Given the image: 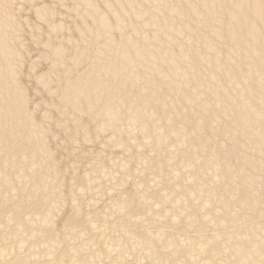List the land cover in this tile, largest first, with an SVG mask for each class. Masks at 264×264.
<instances>
[{
	"label": "rangeland",
	"instance_id": "1",
	"mask_svg": "<svg viewBox=\"0 0 264 264\" xmlns=\"http://www.w3.org/2000/svg\"><path fill=\"white\" fill-rule=\"evenodd\" d=\"M97 1L87 0L86 6L89 8L93 6L90 8L93 11H90L89 8L86 9V2L83 3L86 7L84 8L82 2L80 1L81 5H79V3L76 4V0H0V32H2L0 70L5 67V76L8 74L5 79L1 76L3 79L0 80V111L5 108L0 112V125L2 124L0 126V264H264V190L259 192L264 183L262 185L260 179L261 183L256 180L259 176L262 181L264 180V173L261 172V170L264 171V166L262 167L264 164L261 163L260 166L264 157L260 156L254 147L259 143L256 138L261 132L258 133V129L255 128L257 135L253 133L254 131H250L246 136L235 127L226 129L222 126V129L215 118H212V113L214 114L217 110L216 107L208 106L205 109L207 106L201 103V99L207 100L209 96L211 101V97L216 96L215 91L217 96L222 98L228 94L233 95L235 89H240L235 94H242L241 96L247 99L253 93L246 91L244 82H240L243 87L235 84L236 87L226 85L225 89L224 87L214 89L209 85L212 90L208 86L203 90L197 86L201 91L195 85L188 84L191 82L194 84L198 80L207 82L209 73L220 74L213 64L215 59L221 63L222 61L225 63L226 60L238 62L235 66L239 62L243 65L245 61L236 58V56L239 57L236 53L227 50L232 46L227 47L218 43L217 46L222 48L220 50L222 53L218 51L215 54L196 46L200 40L218 42V39H213L207 32L202 31L207 25H209L207 29L212 27L221 30L222 27L219 28L217 23L206 20L204 13L197 18L193 10L195 0H190L192 2L190 5L184 4L183 0H169L166 7L160 5L159 0H155L156 2L154 0L153 2L151 0H116V2L100 0L101 4L104 3L103 7L100 1ZM95 2L100 5L98 8L97 3L93 5ZM149 2L151 4H147ZM107 3L114 5L115 10L111 5L108 7ZM129 4H134L137 9L141 6L138 9L141 13L137 12L139 15L133 16L132 11L129 12L130 9L125 12L123 9ZM48 5L50 10L42 13L40 7ZM105 6L109 11L108 9L107 12L105 9L103 11ZM167 6L173 8V10L169 9L171 12L183 6L181 9L188 10L187 14L189 13L195 19L188 20V15L182 19V16L168 11L166 15L171 19L167 20L166 25L162 21V24L156 25L157 28L154 26L155 28L148 29L147 21L153 15L156 17L161 14V10L165 11ZM111 8L113 11L110 13ZM87 10L90 11H88L89 15L86 13ZM105 15L107 18L110 16L109 21L112 18V22L107 24L113 23V25L107 26V29L103 26L105 30L98 29L104 25L102 22L100 25L99 21H102L100 18ZM143 16L147 17L143 18ZM175 18L177 24L174 21ZM178 20L181 22L187 20V24L185 22L182 25L183 22H179L182 26L178 25ZM193 20L203 22L193 26L195 24ZM204 20L210 23L206 24ZM171 23L176 24L175 27L173 25L170 28ZM95 25L97 28H94ZM134 25L148 34L162 32L164 39L158 42L141 40L135 36ZM185 25L191 26L192 31ZM55 26L63 29L61 34L59 33L60 37L69 39L66 40L67 42L64 41L63 45L62 41L57 39L59 36L54 35L56 38L50 36L52 34L50 30ZM87 26H89L87 30L95 29L96 31H90L96 32L94 35L98 36H91L92 33L89 35L90 32L86 29L84 31ZM164 26H168V29ZM198 28L204 33H198L201 34L200 37L204 36L203 39H198L199 36L194 30L198 32ZM262 28L264 27L261 26V33L264 35ZM101 30L107 31L108 37L104 34L102 38ZM99 31H101L100 36ZM4 35H7L6 39ZM181 36H183L182 39ZM191 36H193L192 41H195L194 47L186 45L191 40ZM71 39L73 41L70 45L68 41ZM110 40L116 43L104 51L102 56L93 53L92 50L97 47L102 48ZM163 40L164 42L167 40L165 44ZM173 41L181 43L172 44ZM202 41L198 44L203 43ZM224 41L231 42V39L225 38ZM134 43L135 47L139 43L141 49L148 50L152 47L150 48L152 55H157L159 52L157 50L161 46L164 48L159 50L163 53L172 47L175 48L173 45L185 44L184 47L187 50L182 47L183 54H181L183 51L177 52L180 55L175 54L174 58L170 56L165 58L167 64L180 62V69L179 65L175 67L181 70L180 73H184L179 77L177 74L176 77V71L169 68V64H164V59L161 60L159 55V62L150 60L155 70L162 69L159 70V74L157 70L154 72L158 74L159 79L153 74L158 81V85L155 81L156 86L152 80L148 81L150 73V75L143 73L144 77L138 74L136 75L139 77L130 75L128 77L133 78L130 79L131 82L127 80L128 77H123L125 78L123 80L122 76H111L109 72L115 66L129 67L133 73L134 63L141 62L140 57L139 60L136 58L133 62L126 63V57L121 54ZM127 44L130 45L127 46ZM155 47L158 48L154 49ZM198 50H201L206 58L201 56ZM224 51L226 54H223ZM195 53L198 55L195 56ZM188 55H190L189 58L186 57ZM178 56H181L180 59ZM203 57L205 60L202 59ZM172 58L175 59L174 62ZM199 59L202 62H199ZM144 60L141 65L144 66V62L150 64L146 56ZM218 61H216L217 64H219ZM197 63H201L200 66L203 67L201 68L199 64L198 66L203 70L197 66ZM244 66L247 68L246 63ZM245 68L242 74L246 73ZM144 69H147V66ZM235 69H233L234 73ZM162 71L164 74L161 73ZM213 71L214 73H211ZM168 73L171 74L167 75ZM81 74L87 75L86 80L82 79L85 81L80 80L83 78ZM141 77L142 81L139 79ZM163 77L166 80L162 79ZM219 77L225 80L224 75ZM89 78L93 80H87ZM94 79L98 81L95 83ZM143 79L144 83H140ZM60 82H62L61 86ZM86 83H90L89 86L92 83H98V87L92 85L94 88L90 86V89L87 86L88 89ZM76 85L80 88L75 87ZM158 86H161V89L156 90ZM61 87L64 88V92ZM95 87L98 88L97 91ZM68 88L69 91H67L70 94L65 90ZM93 89L97 93L93 94H101V98L100 95L92 96L93 94L89 99L86 97L93 92ZM82 90L85 91V97ZM105 90L110 96L106 95ZM117 91L126 96L131 93V96L124 98L123 94L121 97L119 93L118 96ZM193 91L202 94L204 98L197 97L199 94L196 92H194L196 96L192 95ZM242 92L247 96L244 97L245 94ZM71 93H75L76 98ZM112 95L121 99L112 101L109 99ZM186 97H192L190 100L195 103L191 105V108L189 99L187 100ZM16 98L20 100L16 101ZM22 100L24 105L21 103ZM198 102L201 104L198 105ZM163 104L169 105V108L166 107L165 110ZM193 112H195L194 115L196 114L194 117L190 116ZM17 114L20 115L18 118ZM199 114L202 116L200 117ZM208 116L210 119H206ZM11 118L13 120L15 118L16 128L10 127L15 124ZM6 120L11 121V124L3 122ZM223 120L229 124V119ZM208 121L212 123L209 124ZM8 125L10 126L6 127ZM260 125L264 127V120ZM218 127H220L219 131L221 129L220 132ZM201 128V132H198ZM225 129L226 132H224ZM232 129L238 133L236 134ZM213 131L217 134L214 135ZM220 135L223 139L219 137ZM12 137L18 140H13ZM226 137L227 139L231 137L226 140L229 142L224 140ZM251 138L254 141L252 143L248 142ZM234 142L238 143L239 147ZM229 143L234 146L232 147ZM15 145H17L16 149ZM224 145L227 146V150L222 148H225ZM249 154L250 159L246 158ZM253 154L260 156L259 159L255 158L257 161L252 159ZM235 156H238L237 159ZM241 156L242 158L245 156L246 159L243 160L245 162L247 160L249 164L241 162ZM208 159L209 164L206 163ZM224 160L228 163L227 167L224 166L226 164ZM213 161L217 167L213 165L214 168H210L213 167L210 165V162L214 164ZM256 165L260 170H257L258 176L253 173L257 169ZM248 180L252 182L249 183ZM92 185L101 186L97 188ZM254 189L256 192L259 189L257 195ZM246 198L249 203L246 202ZM120 205L122 208L118 207ZM92 224L97 229H92ZM213 234H218V238Z\"/></svg>",
	"mask_w": 264,
	"mask_h": 264
},
{
	"label": "bare ground",
	"instance_id": "2",
	"mask_svg": "<svg viewBox=\"0 0 264 264\" xmlns=\"http://www.w3.org/2000/svg\"><path fill=\"white\" fill-rule=\"evenodd\" d=\"M82 3V6L84 5L83 3L84 2H86V4H85V6L87 5V0H80ZM80 1L78 0H76V4H78L79 3V5H81L80 4ZM95 1V0H94ZM98 1H100V0H98ZM97 1V2H98ZM101 1H104V0H101ZM101 1L99 2L100 4H101ZM126 1H128V0H126ZM149 1V0H148ZM147 1V2H148ZM155 1V0H154ZM177 1V0H176ZM180 1V0H179ZM192 1V0H191ZM190 0H183V2H184V4L185 3H187L188 5H190L192 2H191ZM233 1H235V3H236V5H235V3H233ZM97 2H95L93 5H97L98 3ZM111 2V1H110ZM114 2H116V0L114 1ZM151 2H153V0H151ZM156 2V1H155ZM167 2H169V0H159L158 1V3L160 4V5H162V6H165L166 5V3ZM194 2V9L192 8V7H190V8H192L193 10H194V15H196L197 16V18L198 17H200L201 16V14H203V15H205V18H206V20H209V21H211L212 23H217V25H218V27L219 28H221V30H218V29H215V28H209V29H207V27L209 26V25H207L206 26V28H205V30H202V31H205V33L207 32L208 33V36L209 37H213V39H218V42H207V40L205 41V42H203L202 40H200V41H202L203 43H200V44H196V46L199 48V49H202V50H205L206 52H208L207 50H209V52L210 51H212L211 53H213L214 52V54L216 53V52H218V51H220V50H222V48H220V47H218L217 46V44L219 43V44H222L223 46H229V47H231L232 46V48H227V47H225V48H227V50H229L231 53L233 52V53H236V55H238L239 57H237L236 56V58H240V59H242V60H244L245 61V63H246V67L247 68H245V63L242 65V63L241 62H239V64L238 65H236L237 66V68H236V66H235V64H237V63H235V62H232V60H229V61H231V62H227V60H226V62L224 63L223 61H222V63H221V61L219 62L217 59H215L214 61H213V64H215L214 66H216L217 67V70L219 71V73L220 74H218L219 76L221 75V77H222V75H224L225 76V80H222L217 74H214V75H212V74H207V78H206V81L207 82H202V80H201V82H199V80L198 81H196V82H194V84L191 82V83H188V84H190V86L192 85V86H196V88H197V86L199 87H201L203 90H205V88L204 87H209V85H211V87L213 88L214 87V89L215 88H217V89H223V87H224V89H225V87H226V85H233V87H236V86H234L235 84L236 85H238V84H240V82H244V83H246V85H245V87L247 88H245L246 89V91H250V92H252L253 93V95L251 96V97H249V99H247V95L244 93V92H242L243 94H245V96L244 97H246V98H243V96H241L240 94L238 95V94H235V92L238 90V89H235V91H233L232 93H233V95H230V94H228V96H226V97H218L217 96V93H216V91H215V95L217 96H215L214 98H213V96L211 97V101H210V99H209V97L208 98H206L207 100H205V99H201L203 96H202V94H199L198 92H196V91H193V94L192 95H194V96H196L195 94H194V92H196V94H199L197 97H199L200 99H201V103H204L207 107H205V109L206 108H208V106L209 107H212V108H214V107H216L215 109H217L216 110V112H214V114L212 113V115H213V117L212 118H215V121L218 123V125L219 126H221V128L223 129V127H225L226 129H230V128H236V130L237 129H239V130H241L242 132H240V133H242V134H246V136H248V134L247 133H249L250 131H254V129L255 128H257L258 129V133H259V131L261 132V134H258V136H257V140H258V145H256V146H254L255 147V150H257L258 151V154L260 155V156H262V157H264V127L263 126H261L260 124H262V120H264V35H263V33H261V26H263L264 27V0H195V1H193ZM91 3V2H90ZM97 3V4H96ZM102 4H104L103 2H102ZM102 4H101V6H102ZM110 5H111V7L115 10V8H114V5H112L111 3H109ZM147 4H151L150 2L149 3H147ZM157 4V3H156ZM159 4H158V6H159ZM179 4H181V2H179ZM107 5H108V3H107ZM110 5H108V7H110ZM167 5H168V3H167ZM177 5V4H176ZM183 5V4H182ZM85 6H83L84 8H86ZM92 6V5H91ZM100 5L98 4L97 5V8L99 7ZM157 6V7H158ZM174 6V5H173ZM93 7V6H92ZM92 7H90V8H92ZM103 7V6H102ZM101 7V8H102ZM108 7L107 6H105L104 8H103V11H104V9H105V11L108 9ZM139 7H141V6H139ZM139 7H138V9H139ZM145 7V6H144ZM166 7V6H165ZM168 7V6H167ZM181 7H183V6H181ZM181 7H180V9L178 8V9H175L173 12L177 15V16H182V19H184V17L186 16L187 17V15L189 16L188 17V20H192V18L193 17H191L190 16V14L188 13L187 14V11H185V10H183V8L181 9ZM41 9V12L42 13H47L49 10H50V7H49V5L48 6H41L40 7ZM89 8V6L86 8V9H88ZM89 8V9H90ZM112 8L110 9V13H111V11H113L112 10ZM161 8H164V7H161ZM130 9V11L129 12H131L132 11V13L131 14H133V16H137V15H139V13H141L140 11H138V9H137V7L133 4V5H131V4H129V6H126L123 10L126 12V11H128ZM140 9H142V8H140ZM168 9V10H167ZM167 9H165V11L163 10H161V14H159V15H157L156 17H153L152 15V18H150V20L149 21H147V26H148V29H150L149 27H156V25H158V23L159 24H162V21L163 22H165V24L164 25H166L167 23V20L168 19H171L170 17H168V15H166L167 14V12L169 11V9L171 10H173V8H170V7H168ZM93 11V9H90V11ZM97 10V9H96ZM100 10V9H99ZM98 10V11H99ZM102 10V9H101ZM135 10H136V13H135ZM160 10V9H159ZM159 10H157V12H160ZM167 10V11H166ZM89 10H87V12L86 13H88V15H89V12H88ZM108 11H109V9H108ZM96 12V11H95ZM94 12V14H96ZM107 12V11H106ZM137 12H139V13H137ZM169 12H171V11H169ZM173 12H171V14L173 13ZM190 12V11H189ZM102 13V12H101ZM147 13H149V12H147ZM146 13V14H147ZM153 14V13H152ZM43 15V14H42ZM87 15V14H86ZM98 15H99V13L96 15L97 17H98ZM106 15L108 16V13H106ZM105 15V16H106ZM128 15H130V14H128ZM141 15V14H140ZM202 15V16H203ZM93 16V15H92ZM95 15H94V17H96ZM102 17V18H100V20L102 19V21H99L100 22V25H101V22H102V24H104V25H99L100 26V28H98V29H103V30H105V29H107L108 27L107 26H111V24L113 25V23H110V25H108L107 23H109V22H112L111 20H112V18H110V21L108 20V18L110 17H108L107 18V16L106 17ZM132 16V17H133ZM147 16H149V14L147 15ZM147 16H143V18H145V17H147ZM150 16V17H151ZM88 17V16H87ZM89 17H91V16H89ZM139 17V19H141V17L140 16H138ZM195 17V16H194ZM107 18V19H106ZM190 18V19H189ZM88 19V18H87ZM89 19H91L92 20V18H89ZM88 19V20H89ZM135 19V18H134ZM137 19V18H136ZM135 19V20H136ZM193 19H195V18H193ZM203 19H204V17H203ZM91 20H90V22H91ZM93 20L95 21V18H93ZM145 21H146V19H144ZM202 20V19H201ZM131 21V20H130ZM139 21V20H138ZM172 21H173V19H172ZM174 21H176V24H177V20H176V18L174 19ZM173 21V22H174ZM184 21V20H183ZM182 21V22H183ZM187 20H185V22H186ZM205 21V20H204ZM133 22H134V20H133ZM169 22V21H168ZM182 23L180 20H178V23ZM185 22H183L182 23V25H184V23ZM195 21L193 20V23H194ZM199 22H203V21H199ZM199 22H197V20H196V22H195V24H193V26H195L196 25V23L198 24ZM91 23H93V22H91ZM132 23V22H131ZM175 23V22H174ZM178 24V25H181V24ZM205 23H206V21H205ZM207 23H210V22H208L207 21ZM206 23V24H207ZM219 23V24H218ZM175 24V25H176ZM185 24H187V22L185 23ZM189 24V23H188ZM191 24V23H190ZM189 24V25H190ZM201 23H199L198 25H200ZM202 24H204V23H202ZM88 25H90L89 23H88ZM92 25V24H91ZM171 25V27L170 28H172V26L174 25L173 23H171L170 24ZM175 25H174V27H175ZM181 25V26H182ZM187 26V25H185L187 28L189 27V29L191 28V26ZM96 26V25H95ZM103 26H106L105 27V29H104V27ZM169 26V25H168ZM168 26H164V27H166V29H168ZM181 26H179V27H181ZM89 26H87V27H85L84 28V31H86L87 30V28H88ZM101 27H103V28H101ZM146 27V26H145ZM154 27V28H155ZM163 27V28H164ZM174 27H173V29H174ZM179 27H178V30H179ZM199 27H201V26H199ZM94 28H97V26L96 27H94ZM147 28V27H146ZM157 28V27H156ZM159 28V27H158ZM160 28H162V26H160ZM185 28V27H184ZM202 28V27H201ZM204 28V27H203ZM53 29V30H52ZM50 31H51V33L52 34H50V36L52 35L53 37H55L54 35H56V36H59L60 34H61V32L63 31V29L62 28H59V27H57V26H55V28H52ZM81 29H83V27L82 28H80L78 31H79V33H81ZM86 29V30H85ZM180 29H182V27L180 28ZM186 29V28H185ZM189 29H188V31H189ZM262 29H264V28H262ZM2 30V29H1ZM90 30H94V31H96L95 29H88L87 31H89L90 33H89V35L92 33ZM161 30V29H160ZM163 30V29H162ZM172 29H170V32L172 33V31H171ZM195 31H196V33H197V36H199V35H201V34H198L199 32L200 33H203L202 31H200L199 30V28H198V32H197V30L196 29H194ZM83 31V30H82ZM102 31V30H101ZM101 31H99V36H100V32ZM133 31H135L134 33H135V36H137L139 39H141V40H148V42L150 41H159V40H162V39H164V34H162V32H158V34H154V32L153 33H147L146 31H144V30H142L141 28H138V27H136L135 25H134V28H133ZM149 31V30H148ZM157 31H159V30H157ZM180 32H181V30H179ZM178 31V32H179ZM185 31V30H184ZM183 31V32H184ZM190 31H192L191 29H190ZM194 31V32H195ZM7 32V31H6ZM103 32V31H102ZM105 32V31H104ZM103 32V36H102V38L105 36L104 34H106L107 35V37H108V34L105 32L104 33ZM165 32V31H164ZM60 33V34H59ZM4 34V33H3ZM82 34H86V33H82ZM93 35H91V36H94V37H97V36H95L94 34H96V32L94 33H92ZM177 34V33H176ZM181 34V33H180ZM179 34V35H180ZM188 34H190V33H188ZM204 34V33H203ZM202 34V35H203ZM263 36H262V35ZM0 35H2V32H0ZM87 35V34H86ZM184 35V34H183ZM193 35H194V33H193ZM168 36V35H167ZM171 36H172V34H171ZM1 37V36H0ZM3 37V36H2ZM5 37H7V35L5 36L4 35V38ZM200 37V36H199ZM198 37V39H203V37L204 36H202V37H200L199 38ZM3 38V39H4ZM56 38V37H55ZM66 37H57V39H59L60 41H62V45H63V42L64 41H66V40H69L68 38H66ZM100 38V37H99ZM169 38H171V37H169ZM172 38H173V36H172ZM177 38V37H176ZM181 39L183 38V36H181L180 37ZM192 38H193V36H191V40H189V38H188V42L186 43V42H184V43H186V45L187 46H195V41L193 42L192 41ZM225 38H230L231 39V42H227V41H224V39ZM6 39V38H5ZM4 39V40H5ZM95 39V38H94ZM105 39H106V37H105ZM166 39H167V37H166ZM174 39V38H173ZM96 40V39H95ZM99 42H101L100 40H102L101 38H100V40L99 39H97ZM108 40V39H107ZM179 40V39H178ZM195 40V39H194ZM70 41H71V43H70ZM70 41H68L69 42V44L71 45L72 44V41H73V39H71ZM110 41H111V43H110ZM109 41V43H108V41H107V44H105V46H102V48H100V47H97L95 50H92L93 51V53H95V54H98V55H101L102 56V53L104 52V51H106V50H108L110 47H112V45H114L116 42L115 41H112V40H110ZM167 41V40H166ZM165 41V42H166ZM67 42V41H66ZM163 42H164V40H163ZM162 42V43H163ZM165 42H164V44H165ZM178 43L180 42V41H177ZM176 42V43H177ZM65 43V42H64ZM74 43V42H73ZM175 43V41H173V43L172 44H176ZM181 43V42H180ZM60 44V45H61ZM68 44V45H69ZM99 44V43H98ZM65 45V44H64ZM66 45H67V43H66ZM69 45V46H70ZM130 44H127V46H129ZM135 45V43L133 44V45H130L129 46V48L125 51V50H123V51H125V53L124 52H122L121 54H124V56L126 57L125 58V60H126V63H131V62H133V60L134 59H136V58H138L137 60H139V58L141 59V62L140 63H134V69H133V73H131L132 72V70L129 68V67H114V68H112V70H110V72L109 73H111L110 75L112 76V75H116V76H122L121 78L124 80L125 78H127L128 76H130V75H135V76H131V77H136V76H138V75H140V76H142L143 75V73L146 75V74H149L150 75V79H148V81L149 82H151L150 80H152V82H155L156 81V79H155V77L153 76V74H155L154 72H156V70L158 71L157 73L159 74V70L161 69H154V65H151V61L150 60H152V62H154V60H156L157 62H159L158 61V59H159V55L161 56L160 57V59L162 60V59H164L163 60V63L164 64H167V61H165L169 56H170V58L171 57H173L175 54H177V52H182L181 54H183L184 53V50L182 49V47L183 48H185L184 46H185V44L184 45H182V46H180L179 44L178 45H173V46H175V48H171V49H169V51H166V52H161L159 49L160 48H162L163 46H161V47H159V49L157 50V51H159L158 53H157V55H152V52H150V48H152V47H149L148 48V50L147 49H141L140 47H139V43L138 44H136V47L134 46ZM138 45V46H137ZM162 45V44H161ZM96 46H97V44H96ZM132 46H134V47H132ZM167 46H169V48L171 47L169 44L167 45ZM222 46V47H223ZM61 47V46H60ZM125 48H127V47H125ZM124 48V49H125ZM147 48V47H146ZM156 48H158V47H155L154 49H156ZM164 48V47H163ZM225 48H223V50H225ZM234 48V49H233ZM60 49H62L63 50V48H60ZM66 49V48H65ZM164 50V49H163ZM185 50H187L186 48H185ZM227 50H225V51H227ZM149 51V52H148ZM156 51V50H155ZM196 51V50H195ZM198 51H200V55L202 56H205V58H206V55H204V53L202 54V52H201V50H198ZM223 52V54L225 53L226 54V52ZM161 52V53H160ZM194 52V51H193ZM204 52V51H203ZM221 52V51H220ZM149 53H151V54H149ZM180 53L179 54H177V55H180ZM222 53V52H221ZM156 54V53H155ZM186 54V53H185ZM190 55H191V53H189ZM218 54V53H217ZM220 54V53H219ZM143 55H144V58H143ZM149 55H150V57H149ZM187 55V54H186ZM190 55H188V56H186V57H188L189 58V56ZM196 55H198V53L196 54L195 53V56ZM145 56H146V60L148 61H150V64H149V62H144L145 64H144V66L143 65H141V63H142V61L145 59ZM157 56V57H156ZM183 56V55H182ZM208 56V55H207ZM234 56V55H233ZM123 57V56H122ZM167 57V58H166ZM177 56H175V58H176ZM179 57V56H178ZM181 57V56H180ZM180 57H179V59H180ZM183 57H185V56H183ZM191 57H193V56H191ZM142 58H143V60H142ZM166 58V59H165ZM174 58V57H173ZM172 58V59H173ZM187 58V59H188ZM186 59V58H185ZM198 59V58H197ZM201 59V58H200ZM199 59V60H200ZM202 59H204V57L202 58ZM201 59V60H202ZM208 59V58H207ZM211 59H213V58H211ZM231 59H232V57H231ZM174 60L175 59H173V62H174ZM190 60H192V59H190ZM190 60H188V61H190ZM199 61V62H202V61ZM205 60V59H204ZM209 60H210V58H209ZM242 60H240V61H242ZM145 61V60H144ZM165 61V62H164ZM170 61H171V59H170ZM178 61V60H177ZM186 61V60H185ZM194 61H197V60H195L194 59ZM207 61V63H208V60H206ZM205 61V62H206ZM211 62H212V60H210ZM216 61H218L219 62V64H217L216 63ZM135 62V61H134ZM176 62V61H175ZM174 62V63H175ZM174 63H172V64H174ZM180 63V62H179ZM179 63L178 64H174V65H172V64H169V68L171 67V69H174L175 71H176V77H177V74H178V77H179V75L180 74H183L182 72L180 73V71L181 70H179L180 69V65H179ZM189 63V62H188ZM203 63H204V61H203ZM155 64H158V63H155ZM163 64V65H164ZM167 64V65H168ZM192 64V63H191ZM198 64L199 63H197V66H198ZM201 64V63H200ZM200 64H199V66H200ZM159 66H160V64H158ZM158 65H157V68H159L158 67ZM163 65L161 66V67H163ZM176 65H179V69H176ZM188 65H190V64H188ZM2 66H4V65H2ZM146 66H147V69H144V68H146ZM196 65H195V67L196 68H198ZM210 66V65H209ZM208 66V67H209ZM232 66H235V67H232ZM0 67H1V64H0ZM201 67V66H200ZM199 67V68H200ZM203 67V66H202ZM201 67V68H202ZM232 67V68H231ZM181 68H183V67H181ZM200 68V69H201ZM212 68V67H211ZM236 68V69H235ZM244 68L246 69V71H244V72H246V73H244V74H242V71L244 70ZM4 69V70H3ZM69 69V68H68ZM144 69V70H143ZM186 69H187V67H186ZM190 69H191V67H190ZM193 69H194V67H193ZM205 69V68H204ZM233 69H235L236 71H235V73H234V70L232 71ZM238 69V70H237ZM100 70V69H99ZM162 70V69H161ZM166 70V69H165ZM201 70H203V69H201ZM200 70V71H201ZM11 71V70H10ZM199 71V72H200ZM5 67H3L2 68V70H0V80H2L3 78L1 77V76H4V79H5V77L8 75H6L5 76ZM12 72V71H11ZM11 72H9V73H11ZM70 71L68 70V73H69ZM99 72H101V70L99 71ZM241 72V73H240ZM1 73H2V75H1ZM104 73V72H103ZM105 73H106V71H105ZM155 74L157 77H158V74ZM162 74H164L163 73V71L161 72ZM172 74L174 73V72H171ZM171 73H168L167 75H170ZM201 74H202V72H200ZM200 73H199V75H200ZM211 73H214V71L213 72H211ZM70 74V73H69ZM68 74V75H69ZM136 74H138V75H136ZM82 75V74H81ZM84 75V74H83ZM82 75V76H83ZM145 75H143V77L145 76ZM166 75V74H165ZM45 76H46V74H45ZM70 76V75H69ZM69 76H65L66 78H68ZM72 76V75H71ZM70 76V77H71ZM86 76L87 75H85V76H83V78H81V77H78L80 80H82V79H85L86 80ZM175 76H172V77H175ZM69 77V78H70ZM85 77V78H84ZM88 77H90L89 76V74H88ZM87 77V78H88ZM123 77H125V78H123ZM131 77H128L127 78V80H130V79H133V78H131ZM139 77V76H138ZM156 77V78H157ZM166 77V76H165ZM165 77H163L162 79H165ZM167 77H169V76H167ZM172 77H170L171 79H172ZM181 77V76H180ZM75 79L77 78V77H74ZM77 78V79H78ZM120 78V79H121ZM148 78V77H147ZM74 79V80H75ZM121 79V80H122ZM136 79V78H135ZM140 80L142 79V77L141 78H139ZM158 79H159V77H158ZM174 80L176 79V78H173ZM85 80H82V81H85ZM87 80H93L92 78H89V79H87ZM139 80V81H140ZM166 80V79H165ZM169 80V79H168ZM61 81V80H60ZM81 81V82H82ZM95 81H98V79L96 80V79H94V82ZM136 81H138V79L136 80ZM142 81V80H141ZM140 81V83H144V79H143V82H141ZM159 81H161V80H159ZM177 81V80H176ZM87 82V81H86ZM127 82V81H126ZM130 82H131V80H130ZM148 82V83H149ZM157 82V85H158V81H156ZM156 82L154 83L155 84V86H156ZM74 83V82H73ZM84 83V82H83ZM96 83V82H95ZM95 83H92V85H97V84H95ZM100 83V82H99ZM128 83V82H127ZM161 83H163V82H161ZM169 83V82H168ZM181 83V82H180ZM201 83V84H200ZM60 84H62V82H60L59 83V85ZM71 84H72V82H71ZM87 84V83H86ZM88 84H90V83H88ZM86 85V87L87 86H89V85ZM130 84V83H129ZM154 84H152V85H154ZM175 84H179V83H175ZM182 84V83H181ZM208 84V85H207ZM69 86H70V84H68ZM79 86H80V83L78 84ZM78 85H76L75 87H77ZM92 85H90V86H92ZM100 85V84H99ZM131 85V84H130ZM129 85V86H130ZM164 85V84H163ZM183 85V84H182ZM61 86V85H60ZM64 86V85H63ZM69 86H67V87H69ZM78 86V87H79ZM90 86H89V88H90ZM165 86H166V84H165ZM178 86H180V85H178ZM177 86V87H178ZM185 86V85H184ZM239 86H242L241 84L239 85ZM239 86H237L238 88H241V87H239ZM57 87H59V86H57ZM66 87V86H65ZM66 87V88H67ZM85 87V86H84ZM93 87V86H92ZM97 87H98V85H97ZM126 87V86H125ZM124 87V88H125ZM132 88H133V85L131 86ZM161 86H158L157 88L158 89H156V90H159V88H160ZM181 87V86H180ZM179 87V88H180ZM211 87H209V89L211 88ZM243 87V86H242ZM60 88V87H59ZM62 88V87H61ZM80 88V87H79ZM88 88V87H87ZM88 88V89H89ZM94 88V87H93ZM100 88V87H99ZM127 88H130V87H128L127 86ZM131 88V89H132ZM134 88H136V87H134ZM155 88V87H154ZM154 88H152L153 90H154ZM163 88V87H162ZM212 88L210 89V90H212ZM227 88V87H226ZM91 89V88H90ZM95 89H96V87H95ZM95 89H93V92H91L90 93V95L88 94V95H86L84 92L85 91H83V96L85 97V95H86V97L89 99V97L91 96V94H93V93H96V92H94V90ZM98 89V88H97ZM97 89H96V91H97ZM122 89V88H121ZM121 89H119L120 91H121ZM151 89V90H152ZM161 89V88H160ZM198 90H199V88H197ZM196 89V90H197ZM208 89V88H207ZM213 89V90H214ZM9 90V89H8ZM60 90V89H59ZM62 92H64V88H62ZM66 91L68 90L69 91V88L68 89H65ZM80 90L81 89H79L78 91L80 92ZM100 90H102V89H100ZM99 90V91H100ZM104 90V89H103ZM102 90V91H103ZM123 90V89H122ZM125 90H126V88H125ZM129 91H130V89H128ZM150 90V91H151ZM163 90V89H162ZM231 90H233V89H231ZM230 90V91H231ZM240 90V89H239ZM238 90V91H239ZM11 91V90H10ZM61 91V90H60ZM67 91V93L68 94H70L69 92ZM99 91H98V94H99ZM120 91H117V95L119 96V94H120ZM164 91V90H163ZM199 91H201V90H199ZM222 91H224V90H222ZM222 91H220V93L222 92ZM229 91V92H230ZM70 92H72V91H70ZM152 92V94H153V91H151ZM159 92V91H158ZM157 92V93H158ZM219 92V91H218ZM11 93V92H10ZM81 93V92H80ZM100 93H102L101 91H100ZM104 93V92H103ZM105 93H106V90H105ZM119 93V94H118ZM127 92L125 91V94H126ZM160 93V92H159ZM237 93V92H236ZM239 93V92H238ZM17 94V93H16ZM68 94H66V96L68 95ZM72 94V93H71ZM75 94V93H74ZM74 94H72L74 97L76 96V95H74ZM77 94V93H76ZM97 94V93H96ZM95 94V95H96ZM115 94V93H114ZM123 94V93H122ZM122 94H120V96L122 97ZM131 93H129L128 95H130ZM151 93L149 94L150 96L152 95ZM213 94V95H214ZM8 95H12V94H8ZM63 95V94H62ZM72 95H70V96H72ZM80 95H82V94H80ZM94 94L92 95V96H95ZM100 95V98H101V94H99ZM99 95H96V96H99ZM106 95H109V93L107 94L106 93ZM116 95V96H117ZM127 95V96H128ZM153 95H155V93L153 94ZM158 95V94H157ZM64 96V95H63ZM91 96V97H92ZM110 96V95H109ZM126 95H124L123 94V97L124 98H126L127 97ZM131 96V95H130ZM193 96V97H194ZM220 96V95H219ZM250 96V95H249ZM77 97H79V96H77ZM121 97L119 98V97H117V98H119V99H121ZM196 97V98H197ZM66 98V97H65ZM76 98V97H75ZM96 98V97H95ZM99 98V97H98ZM117 98H115V95H112V97L111 98H109V99H111L112 101L113 100H116ZM146 98V97H145ZM151 97H149V99H150ZM187 98V97H186ZM186 98H185V100H186ZM190 98H192V97H190ZM190 98H187V100L189 99V104H190V106H189V104H188V106L191 108V105L192 104H195V103H192L193 102V100L191 101L190 100ZM204 98V97H203ZM213 98V99H212ZM69 100H70V98H68ZM79 99H81L80 97H79ZM152 99V98H151ZM154 99V98H153ZM200 99H197V100H200ZM209 99V100H208ZM246 99V100H245ZM20 99H18V98H16V101H19ZM68 100V101H69ZM76 100V99H75ZM91 100V99H90ZM161 100V99H160ZM186 100V101H187ZM72 101V100H71ZM74 101V100H73ZM157 102H158V100H156ZM163 101V100H162ZM195 101V100H194ZM75 102V101H74ZM92 102V101H91ZM166 102V101H165ZM197 102V101H196ZM21 103H23V100L21 101ZM185 103V102H184ZM200 103V104H201ZM74 104V103H73ZM167 104V103H166ZM198 105H200L199 104V102L197 103ZM196 104V105H197ZM203 104V105H204ZM23 105H24V103H23ZM26 105V104H25ZM164 105V104H163ZM185 105V104H184ZM197 105V106H198ZM8 106V105H7ZM27 106V105H26ZM47 106V105H46ZM165 106V105H164ZM169 105H167V106H165V110L167 109L166 107H168ZM186 106V105H185ZM196 106V107H197ZM226 106H228V107H230L229 109H226V108H228V107H226ZM4 107H6V106H4ZM163 107V106H162ZM161 107V108H162ZM169 108V107H168ZM184 108H186V107H184ZM5 109V108H4ZM3 109V110H4ZM49 109V108H48ZM162 109H164V108H162ZM188 109V108H187ZM186 109V110H187ZM2 110V111H3ZM2 111H0V112H2ZM23 110H21V112H22ZM164 111V110H163ZM162 111V112H163ZM197 112H198V110H197ZM205 112V111H204ZM204 112H202V113H204ZM20 113V112H19ZM24 113V112H23ZM22 113V114H23ZM166 113H167V111H166ZM165 113V114H166ZM194 113L195 112H193V115H191L190 114V116H196V114L194 115ZM199 113H200V111H199ZM201 113V114H202ZM260 113V114H259ZM1 114V113H0ZM4 114V112L2 113V115ZM49 114V113H48ZM47 114V115H48ZM164 114V113H163ZM187 114V113H186ZM261 114L263 115V116H261ZM18 115L19 114H17L16 116H17V118H18ZM203 115V114H202ZM201 115V116H202ZM204 115H206L207 116V114L206 113H204ZM209 115V114H208ZM4 116V115H3ZM15 116V117H16ZM20 116V115H19ZM22 116V115H21ZM197 116H198V113H197ZM199 116H200V114H199ZM200 116V117H201ZM11 117V116H10ZM10 117H8V119L10 120ZM14 117V116H13ZM45 117H47L46 115H45ZM188 117H189V115H188ZM193 117H191V118H193ZM209 117V116H208ZM206 118V119H210V117L209 118ZM263 117V118H262ZM5 118H7V117H5ZM50 118V116H48V119ZM229 119V124L228 123H226V121L225 120H223V119ZM12 119V118H11ZM20 119V118H19ZM47 119V120H48ZM52 119V118H51ZM201 119H203V118H201ZM200 119V120H201ZM5 120V119H4ZM9 120L7 121H3V122H6V124L7 123H10L11 124V121L9 122ZM13 120V119H12ZM14 120H15V118H14ZM13 120V121H14ZM50 120V119H49ZM193 120V119H192ZM199 120V121H200ZM16 121V120H15ZM14 121V125L13 126H10V125H8V126H6V127H14V128H16V123L17 122H15ZM21 121V120H20ZM19 121V122H20ZM22 121H23V117H22ZM136 121V120H135ZM189 121H191V120H189ZM188 121V122H189ZM204 121H205V118H204ZM210 121V120H209ZM209 121H208V123H209ZM215 121H214V123H215ZM2 122V123H3ZM201 122H202V120H201ZM191 123H192V121H191ZM195 123H197V122H195ZM194 123V124H195ZM203 123H205V122H203ZM212 122H210L209 124H211ZM206 125H207V123H205ZM2 125V124H1ZM0 125V126H1ZM192 125V124H191ZM200 125H201V123H200ZM215 125H217V124H215ZM189 126V125H188ZM214 126V125H213ZM223 126V127H222ZM196 127H198L197 125H196ZM201 127H203V126H201ZM211 127V126H210ZM209 127V128H210ZM216 127V126H215ZM215 127H213V128H215ZM200 128V127H199ZM207 128V127H206ZM217 128V127H216ZM219 128L220 127H218V131H219ZM195 129V128H194ZM193 129V130H194ZM198 129V128H197ZM196 129V130H197ZM203 129H204V127H203ZM211 129H212V127H211ZM210 129V130H211ZM224 130V132H226L227 130ZM195 130V131H196ZM201 130H202V128L200 129V131H198V132H201ZM209 130V129H208ZM213 130V129H212ZM217 130V129H216ZM196 131V132H197ZM205 131V130H204ZM203 131V132H204ZM215 131V130H214ZM213 131V133H214V135H215V133L216 132H214ZM220 131H221V129H220ZM219 131V132H220ZM223 131V130H222ZM230 132H231V130H229ZM232 131L233 132H235L233 129H232ZM206 132V131H205ZM208 132V131H207ZM212 132V131H211ZM229 132V133H230ZM251 132V133H252ZM222 134H223V132H221ZM236 134L238 133V132H235ZM253 133H255V131L253 132ZM211 134V133H210ZM217 134V133H216ZM221 134V135H222ZM256 134V133H255ZM221 135L219 136V137H221ZM238 135H240V134H238ZM257 135V134H256ZM218 136V135H217ZM222 136H225V134L224 135H222ZM226 136H227V133H226ZM229 136V135H228ZM230 136H231V134H230ZM235 136V135H234ZM241 136V135H240ZM210 137V136H209ZM215 137V136H214ZM213 137V138H214ZM232 137V136H231ZM231 137H228V139L229 138H231ZM236 137V136H235ZM239 137V136H238ZM237 137V138H238ZM13 138V137H12ZM222 139H223V137H221ZM252 138H254V137H252ZM250 139V141H248V142H254L253 141V139ZM9 139H11V138H9ZM210 139V138H209ZM216 139V138H215ZM217 139H219V138H217ZM216 139V140H217ZM227 139V137L224 139L225 141L226 140H228ZM239 140H240V137L238 138ZM256 139H254V140H256ZM4 140H7L6 138H4ZM12 140V139H11ZM13 140H18V139H14L13 138ZM212 140V139H211ZM210 140V141H211ZM221 140V139H220ZM231 140H233V139H231ZM1 141V140H0ZM225 141L223 142L224 144H225ZM238 141V140H237ZM6 141H4V143H5ZM15 142V141H14ZM216 142V141H215ZM226 142H229V141H226ZM8 143H9V141H8ZM7 143V144H8ZM230 143H231V141H230ZM229 143V145H231ZM235 144H237L238 145V147H239V144L238 143H236V142H234ZM6 144V143H5ZM10 144V143H9ZM8 144V145H9ZM14 144H16V142L14 143ZM13 144V145H14ZM228 144V143H227ZM226 144V145H227ZM250 144V143H249ZM248 144V145H249ZM17 145H19V144H17ZM17 145H15V149L17 148ZM223 145V144H222ZM226 145H224L225 146V148L224 147H222L223 149H226ZM236 145V146H237ZM253 144H251V146H252ZM9 146H12V144L11 145H9ZM232 147L234 146L233 144L231 145ZM231 146H229L230 148H231ZM14 147V146H13ZM13 147H11L12 149H13ZM250 147V146H249ZM11 148H9V150L10 151H13V150H11ZM220 148V147H219ZM257 148V149H256ZM232 149V148H231ZM231 149H228V150H231ZM238 149V148H237ZM249 149H251V148H249ZM252 149H253V147H252ZM252 149L250 150V151H252ZM227 150V149H226ZM233 151V150H232ZM235 151V150H234ZM230 153H231V151H229ZM228 153V152H227ZM250 153H252V152H250ZM253 153H255V152H253ZM257 153V152H256ZM223 154H224V152H223ZM234 154H236V153H234ZM233 154V155H234ZM254 155V154H253ZM228 156V155H227ZM227 156H225V157H227ZM232 156V155H231ZM230 156V157H231ZM239 156V155H238ZM237 156V157H238ZM247 156V155H246ZM255 156V157H254ZM254 156H252V159H259V157L257 156V154H255ZM213 157V156H212ZM237 157L235 156V159H237ZM250 157V154H249V156H247L246 158H248V159H250L249 158ZM254 157V158H253ZM217 158H220V157H217ZM224 158V157H223ZM222 158V159H223ZM241 158H242V156H241ZM245 158V156L241 159V162L242 161H244L245 162V160H243ZM245 158V159H246ZM210 159V158H209ZM209 159L206 161V163L208 162V164H209ZM255 159V160H256ZM263 159V158H262ZM116 160V159H115ZM221 160V159H220ZM117 161H118V159H117ZM225 161V160H224ZM250 161V163H251V160H249ZM257 161V160H256ZM261 161V160H260ZM262 161H264V159L262 160ZM260 162V166L262 165V164H264L263 162ZM214 162V164H212V162H210V165L211 166H213V165H215V161H213ZM226 162V161H225ZM248 161L246 160V162L245 163H247ZM216 163H218V165L220 164L221 165V163H219V162H216ZM222 163L223 164H225L223 161H222ZM244 163V164H245ZM257 163V162H256ZM262 163V164H261ZM227 162H226V164L224 165V166H226L227 167ZM247 164H249V162L247 163ZM246 164V165H247ZM258 164V163H257ZM209 166V165H208ZM216 166V165H215ZM255 166V165H254ZM259 166V167H260ZM264 165H262V167H263ZM217 167V166H216ZM221 167V166H220ZM228 167H229V165H228ZM249 167H251L250 165H249ZM253 167V166H252ZM261 167V168H262ZM210 168H214V166L213 167H210ZM256 168H257V165H256ZM255 168V169H256ZM260 168V169H261ZM251 169V168H250ZM264 169V168H263ZM252 170H254V169H252ZM251 170V171H252ZM257 170H259L258 168L256 169V171L254 170V172L253 173H255V174H257V176H258V171ZM260 171V170H259ZM261 172H263L264 173V171L263 170H261ZM261 172H259V173H261ZM250 174V173H249ZM248 174V175H249ZM109 176V175H108ZM111 176V175H110ZM246 176V175H245ZM250 176H252L251 174L249 175V177ZM253 177H254V175H253ZM250 179H252V177H250ZM254 179V178H253ZM259 179H260V181L262 182V185H263V181H262V178L259 176V178L257 179L256 178V180H258L259 181ZM249 181V180H248ZM251 181V180H250ZM250 181H249V183H250ZM259 181V182H260ZM252 182V181H251ZM260 182V183H261ZM98 183H100V182H98ZM97 183V184H98ZM255 183H256V181H255ZM260 183H259V187H260ZM96 184V183H95ZM253 185V184H252ZM258 185V184H257ZM92 186H96V185H92ZM101 186V185H100ZM100 186L99 187H97V188H100ZM96 187H93V188H96ZM264 187V186H263ZM263 187H261V188H259V189H261V190H259V189H257V192H258V190H259V192L260 191H262V190H264L263 189ZM96 188V190H98ZM255 188V187H254ZM253 190V189H252ZM255 190V194L257 193L256 192V189H254ZM258 192V193H259ZM252 194V193H251ZM232 195V194H231ZM231 195H229V197L231 196ZM234 196L233 197H235V194H233ZM248 195V194H247ZM253 195H254V193H253ZM252 195V196H253ZM257 195V194H256ZM255 195V196H256ZM232 197V198H233ZM246 202H248L249 203V200L246 198ZM244 203H245V201H244ZM246 204V203H245ZM244 204V205H245ZM118 207H121L122 208V206L120 205V206H118ZM117 207V208H118ZM246 207V206H245ZM91 228L92 229H97V227H95L93 224L91 225ZM212 233V232H211ZM211 233H210V235H211ZM219 234V233H218ZM218 234H213V236L214 235H216L217 237L216 238H218ZM161 235V234H160ZM161 236H164L163 234L161 235Z\"/></svg>",
	"mask_w": 264,
	"mask_h": 264
}]
</instances>
